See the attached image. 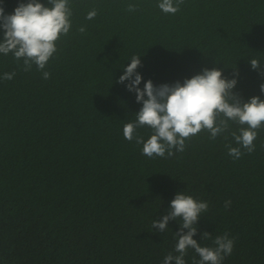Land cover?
<instances>
[{"label":"trees","instance_id":"1","mask_svg":"<svg viewBox=\"0 0 264 264\" xmlns=\"http://www.w3.org/2000/svg\"><path fill=\"white\" fill-rule=\"evenodd\" d=\"M27 2L0 0L5 14ZM129 4L137 10L127 11ZM69 6L71 28L44 69L49 79L0 54V77L15 72L0 79V264H163L169 252L178 255L179 223L170 220L166 232L151 223L178 192L209 205L193 237L201 246L214 247L225 233L234 240L222 264H264V127L255 151L241 149L238 160L225 147H239L232 121L214 141L201 131L183 152L148 158L123 136L142 104L128 81L116 82L141 55V89L148 80L182 84L205 68L232 79L235 67L233 92L244 102L264 100V76L249 62L264 70V0H184L175 14L163 13L157 0ZM135 134L146 141L152 130ZM204 232L212 238L201 239ZM184 259L200 258L188 249Z\"/></svg>","mask_w":264,"mask_h":264},{"label":"clouds","instance_id":"2","mask_svg":"<svg viewBox=\"0 0 264 264\" xmlns=\"http://www.w3.org/2000/svg\"><path fill=\"white\" fill-rule=\"evenodd\" d=\"M47 3L49 6L40 0H28L26 4L19 3L12 14H5L0 4V29L3 30L0 54L7 56L11 53L17 62L23 60L24 71H30L33 64L36 65L45 80L50 78V73L44 69L57 51L56 42L69 33L72 16L69 0H47ZM183 3L184 0H157V7L165 14H175ZM136 10L135 4L127 6L129 12ZM96 15L93 9L87 13L86 19L92 20ZM78 30L81 33L86 31L83 26ZM140 56L130 58L131 63L123 68V74L116 82L128 81L127 90L135 92L137 103L142 104L134 115L135 119L123 126V136L130 142L135 139L137 144H142L143 155L148 158L172 157L175 152H183L185 141L201 131H207L209 139L214 141L228 131L229 121L240 127L239 134L231 132L239 147L226 145L228 155L238 160L243 155L241 149L248 154L255 151L257 130L264 127V100L254 96L244 102L233 92L237 84L235 77L239 75L235 67H232V79L224 78L219 69L205 68L200 74L185 79L182 84L177 81L171 85L155 86L148 80L141 89L138 86L142 76L136 71L141 66ZM249 62L252 69L264 76L259 60L250 59ZM14 76L15 72L4 73L0 79L11 80ZM260 92L264 94V83L260 85ZM145 126L152 130L146 141L135 134L138 128ZM230 205V200L224 202L225 209ZM208 208L206 201H197L184 192H178L170 202L167 214L160 220L152 221L151 229L159 232L168 230L170 220L179 223V231L174 233L177 238L174 251L178 255L169 252L163 264H186L184 257L188 249H193L200 258L194 260V264H222L224 258L232 254L234 240L229 238L228 233L216 236L214 247L201 246L193 239L197 234V222ZM211 238L207 232L201 235L204 240Z\"/></svg>","mask_w":264,"mask_h":264}]
</instances>
